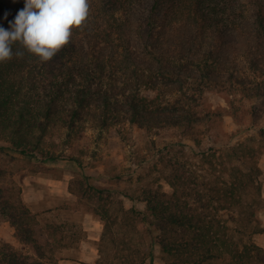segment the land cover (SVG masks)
Here are the masks:
<instances>
[{
    "label": "trees",
    "instance_id": "trees-1",
    "mask_svg": "<svg viewBox=\"0 0 264 264\" xmlns=\"http://www.w3.org/2000/svg\"><path fill=\"white\" fill-rule=\"evenodd\" d=\"M24 4L0 0V27L9 29ZM17 49L22 58L0 63V134L12 133L23 153L42 122L65 116L72 129L92 114L104 126L191 130L223 117L207 94L238 86L246 97L264 96V85L243 74L246 67L264 72V0H90L85 25L52 60ZM226 150L231 165L223 163L215 179L199 181L175 162L172 194L147 190L144 210L129 209L122 221L100 207L105 231L96 264H144L153 232L171 264H264L253 239L264 234L258 158L252 149ZM87 187L98 203L112 192ZM0 212L38 255L0 245V264H53L27 208L1 196Z\"/></svg>",
    "mask_w": 264,
    "mask_h": 264
},
{
    "label": "rangeland",
    "instance_id": "rangeland-1",
    "mask_svg": "<svg viewBox=\"0 0 264 264\" xmlns=\"http://www.w3.org/2000/svg\"><path fill=\"white\" fill-rule=\"evenodd\" d=\"M243 74L251 85H264V72L246 67ZM241 91L231 86L225 92L207 94L213 110H225L223 117L191 130L148 131L129 122L104 126L92 114L72 129L70 117L65 116L42 122L28 137L27 153L13 144L12 133L3 132L0 195L36 217V237L53 264H96L105 231V221L96 213L99 209H109L122 221L125 211L144 210L147 190L173 193L168 177L175 162L199 181L215 179L223 163L231 165L226 149L239 146L252 149L258 158L262 200L258 218L264 226V96L246 97ZM89 185L112 192L98 203L87 191ZM156 236L157 232L147 234L153 255L144 264H171ZM253 239L264 250V234ZM0 245L38 258L34 244L20 237L9 215L1 212Z\"/></svg>",
    "mask_w": 264,
    "mask_h": 264
},
{
    "label": "clouds",
    "instance_id": "clouds-1",
    "mask_svg": "<svg viewBox=\"0 0 264 264\" xmlns=\"http://www.w3.org/2000/svg\"><path fill=\"white\" fill-rule=\"evenodd\" d=\"M89 15L90 0H25L9 29L0 27V63L23 57V51L14 52L16 44L41 62L52 60L71 42L73 29L82 28Z\"/></svg>",
    "mask_w": 264,
    "mask_h": 264
}]
</instances>
